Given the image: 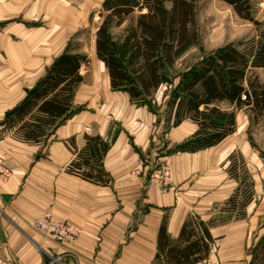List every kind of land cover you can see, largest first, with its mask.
I'll return each instance as SVG.
<instances>
[{
	"label": "crops",
	"instance_id": "obj_1",
	"mask_svg": "<svg viewBox=\"0 0 264 264\" xmlns=\"http://www.w3.org/2000/svg\"><path fill=\"white\" fill-rule=\"evenodd\" d=\"M52 3L0 0V22L22 13L35 18L44 8L47 22L54 25L29 33L16 27L20 34L17 41L6 27L0 35V59L6 61L2 64L5 68H0V155L7 157L13 168L8 179L0 180V264H51L53 260L52 264H168L165 252L158 258L161 226L165 222L166 233L177 242L184 224L192 218L197 220L190 240L202 234L199 220L212 237L207 256L193 264H264V219L257 222L250 213L240 216L225 209L217 212V203L227 201L232 189L217 194L214 187L209 189L211 181L192 182L198 170L197 155H204L228 137L199 151L157 153L159 159L170 163L173 182L171 189L162 192L147 185L146 171L139 176L131 174L139 166L141 154L151 152L148 141L143 142L146 135L124 124L113 126L110 115L77 112L43 143L17 138L14 130L6 127L7 112L43 77L33 76L42 71L41 55L33 50V44L57 42L60 25L72 21L58 8L53 13ZM57 4L63 7L64 2ZM16 76L11 82L10 77ZM122 92L131 100L128 92ZM118 94L114 92L113 99ZM75 99L76 95L74 103ZM184 123L170 131L169 146L187 141L196 131L193 123L194 132L185 133ZM86 135L101 136L109 143L103 158L111 178L108 184L70 171L77 151L86 145ZM49 211L79 230L76 241L59 244L33 229L35 217ZM186 244L183 239L177 242L178 247Z\"/></svg>",
	"mask_w": 264,
	"mask_h": 264
},
{
	"label": "trees",
	"instance_id": "obj_2",
	"mask_svg": "<svg viewBox=\"0 0 264 264\" xmlns=\"http://www.w3.org/2000/svg\"><path fill=\"white\" fill-rule=\"evenodd\" d=\"M224 1L241 18L258 25V34L205 54L178 75L167 104L174 126L186 119L197 124L190 139L177 146L181 151L203 150L232 135L237 126L235 109H264V84L251 74L264 68V23L253 16L252 0ZM103 7L109 14L96 33L97 57L106 65L113 90L128 92L136 103L146 105L162 84L170 83L167 68L196 42L193 0H104ZM137 9L146 11L129 27L128 36H113V19L121 25ZM89 61L88 54L78 51L60 54L37 84L27 90L26 97L7 112L6 127L24 141L46 142L61 122L77 112L75 92L85 80L82 70ZM222 103L235 109H224ZM108 147L101 136L86 135V145L77 151L70 171L98 184L110 183L103 165ZM194 219L186 221L181 230L180 240L187 241L184 247L177 246L180 240L169 237L164 222L159 232L158 258L165 252L168 264H193L207 256L211 234L199 220L202 234L190 240Z\"/></svg>",
	"mask_w": 264,
	"mask_h": 264
},
{
	"label": "rangeland",
	"instance_id": "obj_3",
	"mask_svg": "<svg viewBox=\"0 0 264 264\" xmlns=\"http://www.w3.org/2000/svg\"><path fill=\"white\" fill-rule=\"evenodd\" d=\"M66 1L68 2L53 0L52 8L55 10L52 12L54 13L58 8L61 15L72 19V23L60 25L61 38L57 42L44 41V43L33 44L36 47L33 50H39L41 55L39 60L42 63V71L33 76L36 78L44 76V70L50 67L53 58L56 59L59 54L65 51L88 54L90 61L82 70L85 80L75 93L74 106L77 108V112H87L85 114L88 115L89 113L107 114L111 116H109V120L113 126L124 124L129 129L139 130L141 135L145 134L143 142L148 141L151 152L147 150L146 153L144 151L141 154L138 160L139 166L134 168L131 174L139 176L146 171L148 186L162 192L171 189L173 182L170 163L166 159H159L157 153L169 155L178 150V145H168L170 142L168 141L170 140L169 133L176 125L174 126V119L169 105H167L174 85L179 80L178 75L189 66L198 63L201 57L207 53L223 48L229 43L255 37L258 34V25L248 19L241 18L234 7L224 0H193L196 42L176 57L173 66L167 68V77H169L170 83L162 84L153 93L149 103L142 105L136 103L132 98L128 99L126 96L128 94H123L122 90L112 89L108 70L97 57L96 33L105 16L109 14L103 11L104 0ZM57 2H64L63 7L58 6ZM252 3L253 16L256 20L264 23V0H252ZM166 5L170 6L168 2ZM145 11L146 9L143 10V12ZM44 12L46 9L42 8V12L35 18L28 19L27 15L22 13L12 16L9 20H2L0 35L4 33L6 27L5 30H11L15 41H17L20 34L17 30L15 31L16 27H20L28 33L53 28L54 25L47 22ZM143 12L139 9L135 10L121 25H117L113 19L111 26L113 36L127 37L129 27L136 24L138 15ZM1 47L2 45L0 53L3 52ZM4 63L6 61L3 58L0 59L1 69L5 68L2 67ZM251 74L257 75L261 83L264 84V68L254 69ZM10 78L12 82L17 76ZM0 79L2 80V78ZM114 92H118L119 96L113 99ZM222 107L227 110L235 109L227 103H222ZM235 110L237 126L234 133L214 148L206 151L204 155H202L203 153L197 155L198 170L194 171L192 182L197 180L202 184L205 181H211L210 184L213 186H210L209 189L214 187L217 194L224 188L232 189V195L227 201L217 203V212L220 213L225 209L240 216L250 213V216L256 218L255 221L261 222L264 219V109L257 110L246 106ZM183 122H186L182 125L185 133L194 132V122L191 119H186ZM166 145H168L167 148Z\"/></svg>",
	"mask_w": 264,
	"mask_h": 264
},
{
	"label": "built area",
	"instance_id": "obj_4",
	"mask_svg": "<svg viewBox=\"0 0 264 264\" xmlns=\"http://www.w3.org/2000/svg\"><path fill=\"white\" fill-rule=\"evenodd\" d=\"M12 172L13 168L7 157L0 155V180L5 181ZM31 224L34 230L44 233L59 244L74 242L79 237V230L69 222L57 219L51 211L36 216Z\"/></svg>",
	"mask_w": 264,
	"mask_h": 264
},
{
	"label": "bare ground",
	"instance_id": "obj_5",
	"mask_svg": "<svg viewBox=\"0 0 264 264\" xmlns=\"http://www.w3.org/2000/svg\"><path fill=\"white\" fill-rule=\"evenodd\" d=\"M72 23V22H71ZM35 40V39H34ZM31 41V40H30ZM33 42V41H32ZM28 47V46H27ZM30 51V50H29ZM25 52V51H24ZM25 54H26V52H25ZM37 54V53H36ZM27 56V55H26ZM23 57V56H22Z\"/></svg>",
	"mask_w": 264,
	"mask_h": 264
}]
</instances>
